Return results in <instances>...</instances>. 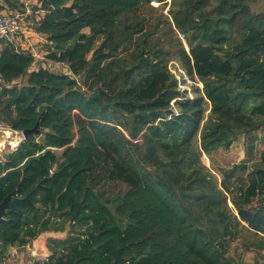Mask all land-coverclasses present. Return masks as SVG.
Returning <instances> with one entry per match:
<instances>
[{
	"label": "trees",
	"instance_id": "trees-1",
	"mask_svg": "<svg viewBox=\"0 0 264 264\" xmlns=\"http://www.w3.org/2000/svg\"><path fill=\"white\" fill-rule=\"evenodd\" d=\"M249 1L41 0L35 31L69 74L0 51V122L40 131L0 162V204L17 193L3 253L48 231L67 236L45 264H247L225 245L244 231L264 253V12ZM240 136L248 157L219 180L203 157Z\"/></svg>",
	"mask_w": 264,
	"mask_h": 264
},
{
	"label": "rangeland",
	"instance_id": "rangeland-1",
	"mask_svg": "<svg viewBox=\"0 0 264 264\" xmlns=\"http://www.w3.org/2000/svg\"><path fill=\"white\" fill-rule=\"evenodd\" d=\"M5 1V0H3ZM13 5L16 3L21 2V0H10ZM39 1L40 0H24V3L21 4V7L15 6L16 11L24 12L27 8L31 10V14L27 19V23L31 26H34L36 23V20L38 19V15L36 14V10L39 8ZM248 5L250 6V9L253 13L259 14L264 12V0H250ZM167 12V11H166ZM84 32L87 34L90 33L89 29H85ZM37 37H31L29 41L36 40ZM184 44L185 41H184ZM26 53H30L29 51H35L40 57L34 59V64L30 69V72L37 71L40 68L49 69L51 71H54L56 73H66L68 69L66 66L62 64H55L52 63L47 59L48 55V44L46 41L42 40L37 42H34L32 46H23V50ZM23 82H25V78L19 79L16 84L21 85ZM9 126V125H7ZM12 129H14L12 126H9ZM15 130V129H14ZM9 131L11 129L9 128ZM23 133V132H22ZM9 136L4 139L5 146L1 147V154L5 155L12 152V146L10 143L15 144L17 141H21L20 135H15V133L8 134ZM259 137L255 141V153L254 158H259L260 154L264 150V129L259 131L258 133ZM24 136V135H23ZM25 140V138H24ZM20 143V142H19ZM250 144L249 139L245 136H240L239 139H237L230 148H220L218 151L211 153L209 155H206L203 157V161L206 164L207 167H209L212 172L217 175L219 180L223 178L222 170H230L233 168V166L238 165L242 163L243 161H246L248 154H247V147ZM245 176L244 181L248 183V172H242L237 171L236 175ZM258 202H261V199L258 198ZM256 203V201H255ZM232 204V203H231ZM233 206V205H232ZM253 239V236H250L247 231H244L240 233V236L237 237L234 240H229L226 245V249L228 250V253L231 257L235 259H242L247 264H263L264 262V253H258L256 251L250 250L246 247L247 242L251 241Z\"/></svg>",
	"mask_w": 264,
	"mask_h": 264
},
{
	"label": "built area",
	"instance_id": "built-area-1",
	"mask_svg": "<svg viewBox=\"0 0 264 264\" xmlns=\"http://www.w3.org/2000/svg\"><path fill=\"white\" fill-rule=\"evenodd\" d=\"M1 2L2 0H0V51L4 44H10L13 45L17 51L24 52L22 51L23 46L30 45L29 39L34 36L47 42L45 36L38 34L35 31V25L31 26L27 23V19L31 14V10L29 8H27L26 11L24 12L21 11L7 12L6 10L1 8V4H2ZM40 8H41V4H39V8H38L39 10L37 9L35 11L36 14L38 15V19L36 20V22H38L39 19L44 15V11L40 10ZM29 52L34 59L40 57L35 51H29ZM55 64L59 65L60 63H55ZM66 73L69 74L68 71ZM9 128L11 129V131H9ZM12 133H15V135L17 136L18 135L21 136V141H19L20 143L24 140V136L22 132L14 130L11 127L7 126L6 124L0 122V145L2 147L5 146L4 139L9 136L8 134H12ZM19 142L17 141L15 144L10 143V145L12 146V152L18 150L20 144ZM1 152L2 150L0 147V162L3 160V156H4L1 154ZM3 251H4V243L0 237V256L3 254Z\"/></svg>",
	"mask_w": 264,
	"mask_h": 264
},
{
	"label": "crops",
	"instance_id": "crops-1",
	"mask_svg": "<svg viewBox=\"0 0 264 264\" xmlns=\"http://www.w3.org/2000/svg\"><path fill=\"white\" fill-rule=\"evenodd\" d=\"M41 0L39 1V3ZM1 8L6 10L7 12H15L16 9L12 6H10L6 1L1 2ZM24 3V0L19 1V3H16V6L21 7V4ZM86 33V32H85ZM87 34V33H86ZM38 38V37H37ZM37 42L42 41L41 39H36ZM36 40L29 41L30 45L34 44ZM45 233H53L54 237L49 238L45 242L46 250L48 254L51 256V251L49 247V241L51 239H58L63 240L66 238L67 234L66 232H55V231H48ZM43 235V234H41ZM40 235V236H41ZM35 240L31 241L26 246H11L9 247L1 256H0V264H45L46 261H48V258L43 256H37L35 254L36 252V244Z\"/></svg>",
	"mask_w": 264,
	"mask_h": 264
},
{
	"label": "water",
	"instance_id": "water-1",
	"mask_svg": "<svg viewBox=\"0 0 264 264\" xmlns=\"http://www.w3.org/2000/svg\"><path fill=\"white\" fill-rule=\"evenodd\" d=\"M47 131H48V129H47ZM39 133H40V131L38 130V127H35L34 129H29V130L23 131V135H24L25 140H27L30 137V135L39 134ZM16 196H17V193L13 192L12 194H10L8 197L5 198V200L3 201L2 204H0V225L6 221L7 211L10 209V202H11L12 198L16 197ZM53 237H54L53 233H43V235L36 238V241H35L36 252H35V254L37 256H43L46 258L50 257V255L48 254V252L46 250L45 242L49 238H53Z\"/></svg>",
	"mask_w": 264,
	"mask_h": 264
}]
</instances>
